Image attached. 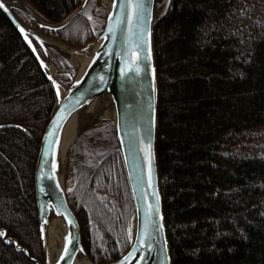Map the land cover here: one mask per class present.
I'll return each instance as SVG.
<instances>
[{
    "label": "trees",
    "instance_id": "1",
    "mask_svg": "<svg viewBox=\"0 0 264 264\" xmlns=\"http://www.w3.org/2000/svg\"><path fill=\"white\" fill-rule=\"evenodd\" d=\"M21 1L57 23L83 0ZM154 17L155 151L171 264H264V0H155ZM104 21L103 5L88 0L64 26L45 30L79 47ZM47 46L57 80L68 83L67 59ZM58 102L0 7V264H44L33 171ZM102 129L105 155L78 162L66 189L95 264L128 250L134 213L113 125L106 120Z\"/></svg>",
    "mask_w": 264,
    "mask_h": 264
},
{
    "label": "water",
    "instance_id": "2",
    "mask_svg": "<svg viewBox=\"0 0 264 264\" xmlns=\"http://www.w3.org/2000/svg\"><path fill=\"white\" fill-rule=\"evenodd\" d=\"M86 2L83 0L64 19L54 24L43 21L21 0H15L13 6L0 0V7L23 34V23L13 8L25 11L42 28L56 29L77 15ZM132 4H136L135 11ZM154 5L155 0H110L109 4H104V25L89 59L81 73H77L64 88L63 94H57L59 102L42 132L33 171L44 264H74L80 253L87 257L80 222L66 197L61 144L65 126L72 115L106 93L110 95L115 111L110 120L133 201L134 220L128 250L104 264H171L155 151L157 78L153 46ZM29 36L36 38L32 34ZM56 41L69 50L80 52L85 49H73ZM29 44L53 85H60L54 76L48 75L32 43ZM52 220H60L61 229L58 250L51 258L47 253L46 232ZM88 261V264H95L89 258Z\"/></svg>",
    "mask_w": 264,
    "mask_h": 264
},
{
    "label": "rangeland",
    "instance_id": "3",
    "mask_svg": "<svg viewBox=\"0 0 264 264\" xmlns=\"http://www.w3.org/2000/svg\"><path fill=\"white\" fill-rule=\"evenodd\" d=\"M96 1L97 2L99 1V3L102 4L101 0H96ZM103 7H104V11H105V6L103 5ZM15 8H17V7H15ZM18 9H20V8H18ZM30 17H32V16H30ZM33 19H34V25L28 26V27H32V28L36 27L39 31H41L46 36L52 38L53 40H59V41L63 42L64 44H66L67 46H69L73 49L85 48L83 50L86 52L87 51L89 52V51H91V46H93V44L95 43L96 38H97L96 37L95 39L85 43L82 46L72 47V46L68 45L67 43H65L64 41H62L55 34L49 33L45 30V28L40 27L38 25L36 19L35 18H33ZM23 24H25V23H23ZM51 24H54V23H51ZM35 39L43 47L44 56L42 58L39 56L42 60V63H44L46 65H47V63L53 64L52 54H51L49 47L47 46L48 44L55 46L65 56V58L67 59L69 65H70V73H69L70 81L68 83L67 82H60V85L63 88L67 87L68 84L71 82V80L78 73V67H79L78 65H79L80 61L84 58V56H83L84 51L82 50L80 52L73 53V51L67 50L66 48L60 46L59 44H54L51 41L43 42L42 40H40L38 38H35ZM30 40H31V38H30ZM53 66H54V77L56 78V67L54 64H53ZM46 70H47V72L49 71L47 66H46ZM55 88H56V92H57V87L55 86ZM110 108H112V107H110ZM106 120H109L112 123V121L110 120V117L100 116V114H98L97 116H93L91 113H88L86 115L85 119L83 120V123L79 129V132L77 133V135L75 136L73 141L70 143V145L68 146V149L66 150V153H65L64 177H65L66 189H67V186L69 187L72 184L73 169L76 167L78 162L79 163H86V164H95L99 161V159H101L103 157V155H105V153L107 151V147L104 143V142H106V138L103 137L105 134V130L102 128H103L104 124L106 123ZM103 138L105 139V141ZM74 142H75V145L72 148V145ZM133 220H134V213H133ZM132 229H133V224H132ZM131 238H132V233H131ZM130 242H131V239H130ZM87 257L89 258L88 255H87ZM91 262H93V261H91Z\"/></svg>",
    "mask_w": 264,
    "mask_h": 264
},
{
    "label": "bare ground",
    "instance_id": "4",
    "mask_svg": "<svg viewBox=\"0 0 264 264\" xmlns=\"http://www.w3.org/2000/svg\"><path fill=\"white\" fill-rule=\"evenodd\" d=\"M8 2L10 6L15 5V0H2ZM102 4L107 5L109 4L110 0H101ZM22 31L25 39L28 42H31L29 34H32L36 38L42 40L43 42L46 41H51L52 43H57L62 47V44L58 43L56 40H53L52 38L46 36L43 34L41 31H39L36 27H33L31 30L28 29L27 25L23 24L22 26ZM50 42V43H51ZM94 46H91V50H93ZM69 50V49H67ZM73 51V53H77L79 51L75 50H70ZM84 51V50H83ZM89 54L90 51L83 52L84 58L80 61L79 67H78V73H81L84 64L87 62V59H89ZM44 64V63H43ZM44 66L49 69L47 72L50 77L54 76V66L52 63H47L44 64ZM57 87V94L61 96L64 92V88L61 85H56ZM56 89V88H55ZM112 107V108H110ZM88 113L93 114H100V116H107V117H114L115 111L113 107V102L108 93L106 94H101L94 98L88 105H86L83 109L80 111L76 112L75 114L72 115V117L68 120L65 130H64V136L62 139V144H61V151H62V174L64 175V164H65V151L70 145V143L73 141L75 138V133L77 128L83 123V120L85 119L86 115ZM60 229H61V221L59 220H52L48 223L47 225V232H46V242H47V253L49 257H53L55 253L58 250V245L60 242ZM88 258L85 256V254L80 253L78 254L74 264H88Z\"/></svg>",
    "mask_w": 264,
    "mask_h": 264
},
{
    "label": "snow or ice",
    "instance_id": "5",
    "mask_svg": "<svg viewBox=\"0 0 264 264\" xmlns=\"http://www.w3.org/2000/svg\"><path fill=\"white\" fill-rule=\"evenodd\" d=\"M132 8H133V11H135L136 9V4H132ZM138 55V54H137ZM150 246V245H149ZM125 260H127V257L124 258Z\"/></svg>",
    "mask_w": 264,
    "mask_h": 264
}]
</instances>
